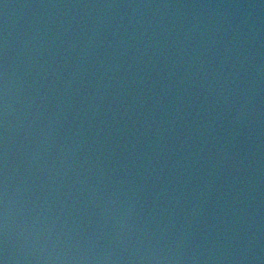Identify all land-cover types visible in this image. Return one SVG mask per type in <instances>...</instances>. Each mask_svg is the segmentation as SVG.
I'll list each match as a JSON object with an SVG mask.
<instances>
[{
  "label": "water",
  "instance_id": "1",
  "mask_svg": "<svg viewBox=\"0 0 264 264\" xmlns=\"http://www.w3.org/2000/svg\"><path fill=\"white\" fill-rule=\"evenodd\" d=\"M5 183L8 264H264V0H0Z\"/></svg>",
  "mask_w": 264,
  "mask_h": 264
},
{
  "label": "clouds",
  "instance_id": "2",
  "mask_svg": "<svg viewBox=\"0 0 264 264\" xmlns=\"http://www.w3.org/2000/svg\"><path fill=\"white\" fill-rule=\"evenodd\" d=\"M3 113L5 119L7 117V96H8V83H7V75L5 72L4 82H3ZM7 155L5 149V156ZM5 201H4V208H3V228H2V235H3V244H4V256L0 258V264H8V212H7V201H6V193H7V185L5 183Z\"/></svg>",
  "mask_w": 264,
  "mask_h": 264
}]
</instances>
